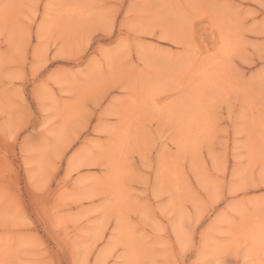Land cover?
<instances>
[{"label":"rangeland","instance_id":"374dc122","mask_svg":"<svg viewBox=\"0 0 264 264\" xmlns=\"http://www.w3.org/2000/svg\"><path fill=\"white\" fill-rule=\"evenodd\" d=\"M0 264H264V0H0Z\"/></svg>","mask_w":264,"mask_h":264}]
</instances>
